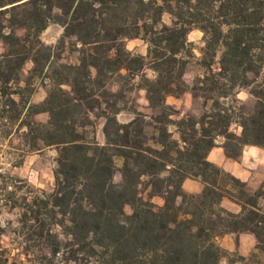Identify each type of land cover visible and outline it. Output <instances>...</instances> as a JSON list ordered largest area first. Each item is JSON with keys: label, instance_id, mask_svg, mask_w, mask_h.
I'll list each match as a JSON object with an SVG mask.
<instances>
[{"label": "trees", "instance_id": "trees-1", "mask_svg": "<svg viewBox=\"0 0 264 264\" xmlns=\"http://www.w3.org/2000/svg\"><path fill=\"white\" fill-rule=\"evenodd\" d=\"M51 23L62 27L55 46L40 40ZM194 30L204 42L201 75L187 86ZM132 39L147 45L146 56L126 49ZM0 44V93L15 87L13 95L27 100L20 126L28 151H57L53 191L21 208L30 236L43 238L51 255L67 263L81 255L96 264H248L218 239L251 233L257 243L249 258H264V182L251 190L206 159L218 138L232 159L247 145L264 150V0H0ZM66 44L76 52L73 64L59 62ZM27 61L31 78L51 85L40 103L31 102L32 79L20 86ZM146 69L153 79L143 76ZM113 76H140L152 113L131 109L132 118L119 122L120 91L106 89ZM240 89L254 99L250 112L228 104ZM186 91L204 108L173 119L179 112L167 97ZM8 95L2 112L17 120L22 109L11 115L18 102ZM41 113L48 114L44 124L35 120ZM91 114L103 120V145L87 130ZM186 179L198 180L201 192H184ZM144 181L161 206L140 197ZM224 199L239 211L226 209Z\"/></svg>", "mask_w": 264, "mask_h": 264}, {"label": "rangeland", "instance_id": "rangeland-1", "mask_svg": "<svg viewBox=\"0 0 264 264\" xmlns=\"http://www.w3.org/2000/svg\"><path fill=\"white\" fill-rule=\"evenodd\" d=\"M163 22L169 23L168 15L163 16ZM5 24L8 25L7 23ZM16 33L22 35L24 30L17 29ZM61 35L62 28L57 24L51 23L40 34V40L46 45L55 46ZM187 40L191 44L193 58L187 67L183 79L187 86H191L194 78L201 75L198 63L202 56L201 50L204 47V42L202 33L197 30L192 31L188 35ZM125 47L135 55L146 56L147 54V45L140 39L128 40L125 42ZM3 53L4 47L0 44V55ZM60 53L61 57L59 62L64 64L75 63L76 52L70 51L68 44H66L64 51H58V54ZM217 60L218 57L213 62L215 68L217 67ZM32 66L30 61L24 64L18 76L20 86L24 85L26 79H32V76H30ZM143 76L148 79H153L154 73L152 70L146 69L143 72ZM31 84L33 88L31 102H42L47 95V90L51 87L50 82L47 79L41 81L39 77H35L31 80ZM141 85L140 76L131 77L130 80L113 76L106 86V89L112 92L120 91L119 106L124 110L117 116L119 122L125 123L132 118L129 112L131 109H136L147 115L152 113L146 100V91L140 87ZM14 88L10 87L9 90L4 91L5 93H0V264H96V261L92 262V260L85 262L81 259V255H76L77 260H71L68 263L62 256L51 255L43 238H39L38 236L31 237L28 227L23 225L21 208L26 207L24 205L22 206V204L29 205L35 199L45 197L54 189V169L56 166L57 151L54 147H44L37 152L28 151L27 143L21 136L24 130L20 126L21 120H23L26 112L25 102L27 100L25 101L26 98L13 95L12 92L16 89ZM7 94L15 98L18 102L17 108H13L11 115H14V110L22 109L21 115L17 120H11L6 113L2 112V106ZM178 99L177 101H173L172 99L167 101V104L173 106L179 112V116H175L173 119H178L187 114L198 116L204 108L201 99H198L195 103L193 102L190 91L181 94ZM253 103L254 99L247 89L237 90L235 96L228 101V104L233 107L235 112L239 108H243L245 113L252 110ZM35 120L44 124L48 120V114H38L35 116ZM90 120L92 126H88L87 130H94L95 140L103 145V120L94 114L90 115ZM230 130L235 134H239L240 132V128L235 122L231 124ZM115 165L116 170L113 182L119 184L121 182V174L119 172L121 162L117 160ZM263 182L264 179L260 181L258 187H251V189L257 190ZM148 192L149 190L146 188L144 181L139 186V195L144 200L150 201ZM158 202V198L153 200V204ZM259 204L264 210V199ZM124 212L131 214L132 209L127 205L124 208ZM42 215L44 216V212H42ZM50 223L49 221L46 222L45 229H48ZM55 229L60 234V237L63 236L59 227ZM250 255L245 256L249 259L248 264H264L262 255L259 254L253 259L249 258Z\"/></svg>", "mask_w": 264, "mask_h": 264}, {"label": "crops", "instance_id": "crops-1", "mask_svg": "<svg viewBox=\"0 0 264 264\" xmlns=\"http://www.w3.org/2000/svg\"><path fill=\"white\" fill-rule=\"evenodd\" d=\"M169 99L173 101L179 100L172 96L167 97V101ZM121 112L122 111H120V113ZM222 142L223 140L221 138L216 140V145L208 152L206 159L242 182H245L249 189H251V187H258L260 181L264 179V150L257 146L247 145L243 148L238 159H232L226 156L222 148ZM202 188L203 185L198 180L186 179L182 183V189L186 193L197 194L201 192ZM155 198H158L159 202L154 205L161 206L163 200L160 197L154 196L150 198V202L153 203ZM222 205H225L224 207L226 209L234 213L239 211V207L228 199H224ZM218 243L224 249L228 251H237L240 255L245 257L255 251L257 241L251 233H238L224 235L218 239Z\"/></svg>", "mask_w": 264, "mask_h": 264}]
</instances>
